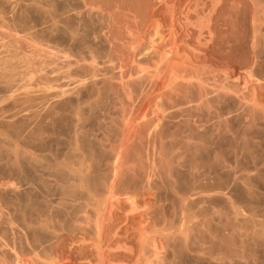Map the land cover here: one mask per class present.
I'll use <instances>...</instances> for the list:
<instances>
[{
    "label": "rangeland",
    "instance_id": "1",
    "mask_svg": "<svg viewBox=\"0 0 264 264\" xmlns=\"http://www.w3.org/2000/svg\"><path fill=\"white\" fill-rule=\"evenodd\" d=\"M2 1L5 3V5L2 3ZM2 1L0 0V7L2 6L1 4H3L5 6V8L3 6L1 7L3 10L8 8L9 5L10 8L13 7V5L15 6L11 8L14 10V13L10 8L7 10V12L3 11L4 14L7 13V15H4L3 12H1L2 10L0 11L2 15L5 16H0L1 42L11 44L13 46L15 45L14 47H25V49L22 48L23 51L20 49V51L23 53L25 51L29 53L36 49L34 53L37 57L34 59V61L37 63L40 62L42 70L40 69V64L37 65V63H34L35 68L38 66V70H40V72L38 71V73L33 76L38 79L41 71H43L42 75L45 73V75L48 74V76H45L47 81L43 80L46 81V85L43 83V81L40 83L37 82L35 89H52V87L53 89H60L59 87H61L62 82L65 84L67 81V78L63 76L66 71H62L61 73V69L64 66L63 70H68V67L66 68L64 63L62 66L61 63L63 62V58L66 57V52H68L67 49H69L67 48L68 46L64 36L66 31V26L64 25L66 17L64 2H62V0H56L54 2L47 0L48 4L46 3V6V4H42L46 0H42V3L39 0H24L25 3H22L23 1L21 2V0H18L20 1L19 3L26 4L24 6L26 8L25 9L22 4H18L17 0H13V3H11L10 0V3L8 0ZM6 1L8 2V5ZM14 1H16V3H14ZM38 1L41 3V6L44 5L47 8L42 7L45 8V10H42ZM28 2L29 5L27 4ZM77 2L75 0L72 3V8L83 6L82 0H77ZM211 2L215 3L216 0H211ZM126 3L127 4L125 6L124 12H120L121 16H123L120 18V20L118 18L119 11H117L116 8L112 9L118 14L117 15L116 12L115 15L112 14L117 20H114L113 22L111 20L108 22L109 25L104 29V31L98 28L94 17H90V19L89 16H86V18L84 17L85 20H83L84 18L82 19L84 22L83 24L81 23L82 20L78 21V23H74L75 27H73L75 30L80 27L77 29V31H80H78L79 37L85 35L84 37H81L79 40H77L76 45L78 49L80 46L81 48L83 47L82 50L81 48L80 50L82 53H85H83L85 58L83 57L84 60L82 61L72 57L73 59L77 60H74V64L72 65L73 69L75 65L77 63L78 64L75 68L77 72H74L72 69L71 73L74 74L73 77L77 79L80 78L77 75H82L80 78L81 80H87V78L91 79L93 76H97L98 74L99 77L97 76L96 78L100 79L98 80L99 85L97 86L101 88L104 83L105 87H102V89H104L102 90L104 96H102L103 98L99 100L100 102L96 101L95 97H93L95 99L91 98L94 103L90 102L91 99L86 100L85 97L87 96L88 92L86 91L87 89H84L82 92L83 95L81 96V98H84V100L81 99L82 104L80 101L78 102L76 98H73V100H71L73 102H69L70 104L67 105H55V101L54 104L53 101H50V105L48 104V108L49 106V109L55 108L56 112L59 109V106H61L59 110H61L62 107L63 109L61 113L58 110V115H56L55 111H53L54 109H52L51 115L54 116L53 112L55 113L53 121L51 122V116L48 117L46 121V125H50L47 126L48 128L45 126V131L49 133L47 134L45 132V134L48 135L46 136V140L48 143V139L50 137V142L47 144L45 152H50L47 154H42L50 156L51 159L48 160L47 156L45 157L44 155V159L41 164H48L47 167L49 166L48 169H50V166H55H53V163L59 164L61 162H65L67 159L68 165L70 163L69 168H64V170H61V168L59 169L57 167L58 165L56 164L58 169L55 168L52 173L53 175L57 174V178L59 175V178L56 179L54 178L55 176H51V173L48 175L49 172H52V169L47 170L45 168V170L42 168L41 170L40 167H35L33 164H27L28 161H24L25 158H23V160L21 158V160L16 158V163L21 165H15L14 158H12L13 162L10 161L11 158L10 160H6L9 159L10 156L7 157L3 151H0V154L2 155L0 157L4 158H0V198H3V200L5 197V200L7 198H16V200L14 199L15 201H13L16 203H18L17 201H19V203L25 202V204H23L24 206H26V204L29 205L36 202L34 205L39 210L43 206L44 202L54 201L56 203V201L62 196L63 198L66 196L65 199H67V197L70 198L68 201L70 200L71 202L69 201L68 203L73 204V207L69 210V217L66 220L67 223H65V225L68 224L67 227L65 226L67 231L63 232L61 237L49 234L48 236L50 243L48 242L47 244H49L50 247H128L132 255L131 264H264V236L260 235L261 233L254 234L256 231H261L264 233V0H220L218 8H216L215 11H213L215 7L213 9L212 4L210 7L212 9L210 14L211 41L209 40L206 45L203 42L198 43L196 40V35L193 33V29L194 31L198 30V26L196 24L197 15L195 12L193 13L191 11V20L194 25L191 29L192 33L187 37L185 36L184 31L179 24L182 18L178 14L179 12L186 14L187 10L183 9L176 12H168L167 9H163L162 16L165 18V24L170 23L173 18V25L175 24L176 30L179 31L176 45L178 53L171 60L162 61L161 64H159L157 70L154 68L150 71L146 69L147 67L143 60L144 53H142L141 50L139 51L138 48L134 49L135 45L138 46L139 43L131 44L126 31V29L129 28V25L130 27L132 25L134 27L135 25H139L141 22L140 16L143 6L141 5V2L139 4V0H127ZM179 3H181V0L169 1L170 6ZM35 4L40 6V8L35 6ZM142 4H144V0L142 1ZM17 5H19L20 8ZM136 6H138V9ZM17 7L19 9L23 7L22 10L25 9L24 12H20ZM32 7H35V11L38 12L36 15H34L35 11L32 9ZM62 7L64 8L62 9ZM36 8L38 10H36ZM48 8H53V11H51V9L48 11ZM248 8L250 9V15L248 17L250 31L247 34L244 29L243 18ZM139 9H141V11ZM202 9L203 8L201 4L196 8V11L199 12L200 16L203 12ZM15 10L18 11L15 13ZM49 12L51 14H49ZM11 14L14 16L12 15L11 17ZM49 15H52L53 17ZM25 16H27V18H25ZM21 17L22 20L24 18L26 20H23L25 22L24 25L22 24L23 21H21ZM2 18L4 19V22H2ZM19 21L22 23L20 24ZM54 22L55 24H53ZM31 23L32 26H28ZM33 25L36 26V28ZM55 25H57V28ZM25 26H27V29ZM28 27H30V30H28ZM37 27L38 31H36ZM54 27L55 29H53ZM42 29H44V31ZM52 29L54 32H52ZM48 30L51 32L49 33ZM55 30L58 31V33ZM35 32L37 33V36L39 35V37L33 36L36 35ZM162 32L166 38H164L162 41L158 40V42H161L163 48L166 49L169 48L171 44H173L171 38L167 37V35L170 33L169 26H166ZM31 33H33V37L30 36ZM40 34H42V36ZM50 34H52V37H50ZM46 39L48 40L46 41ZM53 40L54 42H52ZM26 43L29 44L27 45L28 47L26 46ZM130 44L133 46L131 47ZM36 45L39 47L35 48ZM48 45H52V47L50 48ZM45 46L47 48H44ZM19 47L16 49L19 50ZM244 47H246V53L250 58V62L246 65H243L235 58H238V51ZM31 48L33 49L31 50ZM40 48H44V50L46 49L45 51H47L49 48L48 53L45 52V54L43 52L44 54L39 55L40 57H38V53L36 52L37 50L40 52ZM206 48L209 49V51L206 50ZM50 49L53 51L51 52ZM6 50L7 49H5V51ZM89 51L91 54H89ZM206 51H208L210 54ZM41 53L42 52H40V54ZM101 53H103L102 56ZM50 54H52V59H56L57 57V59L62 62H57L56 59V66L54 60L51 62L52 59H49L51 58ZM46 55H49L47 58L50 61L44 59L46 58ZM59 55L61 57H59ZM89 55L90 57H93V59L91 58L92 64L90 63V57H88ZM96 55L97 57L99 56L98 59L94 58ZM86 57L89 59H86ZM42 60L47 61H44L43 63ZM94 61H97L98 65L97 63L95 65ZM85 62L87 64L86 66L84 65ZM42 63L45 64L44 68H42ZM79 63L83 64L79 65ZM88 64L90 65L88 66ZM46 65L47 68L49 67V69L55 65L56 69L53 68V72H51V70L48 71V69L45 68ZM78 65L81 67L79 68ZM58 66L62 67L57 70ZM95 67H97V69ZM84 68L85 70L90 71L93 76L87 71H84ZM93 69H96L95 72L97 74H93ZM46 71H48V73ZM78 71H80L81 74L80 72L78 74ZM83 71L84 73H82ZM85 73L86 75L83 76ZM51 75H53V77ZM103 75H105L106 78ZM50 76L53 79L50 78ZM48 77L51 82L54 80L55 81L50 84ZM145 81H147L150 86L160 84V90L158 92L151 93L149 90L150 86H147ZM41 83L43 84L41 85ZM38 85L41 86V88ZM1 87L3 88L4 86L0 85V98L4 95V89ZM125 91L127 92V95L125 94ZM121 95L122 97H120ZM124 95H126L127 98ZM74 100H77L76 102L80 103V105L77 104L79 105L78 108H82L81 110L84 109L83 112L85 111L84 113H81L84 115L81 116L83 119L81 118L80 121V126L82 128L79 126L78 129L81 135H79V132H76L74 128L76 120L75 110L77 109V106L75 105L76 102ZM86 101L91 105L89 103L86 104ZM51 103L53 105H51ZM121 103H123V105ZM83 104H86L87 106H83ZM64 105L67 110H72H70L71 113L70 111H66V109H64ZM69 105L71 107L73 105V107L71 108ZM157 105L165 109L167 111L166 114L168 115V118H164V121L161 122V124L163 122L165 124L163 123V125L160 126V129L163 126V128L166 130H164L166 137L164 136V139L162 138L163 141L165 140V142L161 141L165 145L163 143L160 144L159 140H157L159 141L157 144V141H153L151 137L146 138L147 140L144 139V146L142 144V147H144L146 151L147 148H151L149 149L151 150L149 151V157V152L141 150L142 147L139 146V143H142L140 141L141 137H139L141 135L140 132L145 128L143 125L140 126V123L143 124L145 120L150 118H158L160 113L158 112ZM49 111L51 112V110ZM171 112H175V114H172L175 115V117H171ZM72 113H74V115ZM61 115H65L67 117L65 118L64 116V118H62ZM72 115L75 118H73ZM125 115H127V118L130 119L133 124L130 134L135 135H133L134 138L131 135L129 136V139H133H130V142L128 141L127 147L129 148V144L131 145L130 147H132V144H135L136 142L138 143L140 141L138 144L136 143V145L133 146L141 147L140 151H145L146 153L144 154V152H139V156L137 153H134V156H132L133 152H129L128 156L130 159H133L135 155L137 156L135 159H133L134 161L128 159V162L125 158L127 153H123V156H121L119 159V163H116V157L114 156L116 155L114 154L116 152L113 146L116 144V142L118 144L119 139H121L120 137L122 135L119 137V134H122V129L124 127L122 126V119ZM58 116H61V118L59 119ZM70 117H72V119ZM57 119L60 120L59 123L57 122ZM64 119L67 122L71 121L68 123L69 125ZM113 120H115V124L116 121L117 124L119 122V126L113 124ZM103 122L104 124L106 122V126L103 124ZM61 123L64 124V128H62L63 125L61 126ZM107 124H111L109 125L111 127L108 128ZM134 124L139 126H135ZM105 127H107V131ZM118 127L119 129H117ZM59 128H62V130ZM101 130L104 131L101 132ZM114 130H120V133L118 134L115 131L116 134H114ZM176 131L177 133H175ZM73 132H76L79 136ZM108 132L112 133H109L108 135ZM168 133H171L172 136ZM75 135H77L76 138H74ZM114 135H116V139L118 140L115 142V144L113 143L115 141ZM101 138L102 141H100ZM74 139H76V142L77 139L79 140L78 143H75L77 147L81 146V148H77L79 149L78 151L80 152V149H82L81 154L78 153L79 155H77V151L72 152L74 145L71 144L72 140L74 144ZM145 140L147 141L146 143H144ZM69 145L71 146L69 147ZM161 146L167 150H171L173 147L172 151L169 152H173V158L176 157L174 158V160H176L174 162L175 165L178 163L182 164V167H180L182 172H186V176L188 175L187 177H191V179H193L191 183L193 184L194 189L191 190L189 194H191V197H193L201 193L199 195L200 197L197 196V198H194L191 201L187 200L186 198H188L189 195H182L180 191L177 189L174 190L175 188H173L170 183L167 182L168 178L163 175L165 173H161V171H163L161 169L162 165H160L162 162L160 159L163 157L162 155L160 156L163 150ZM53 147L58 148L54 149ZM132 150L133 149H129V151ZM153 150L156 151L155 154ZM63 151L67 153V155L64 154L66 155L65 157L63 155ZM2 153H4V156L7 158L3 157ZM141 153L142 157H140ZM175 153L177 156H179L177 157ZM112 154H114V159H112V156L109 157ZM99 156H101L100 159ZM122 157L124 161H122ZM138 157L141 159L143 158V161L140 158L138 159ZM147 157L149 158L146 159ZM80 158H82V160L84 159L83 162L82 160L80 161ZM177 158L179 162L177 161ZM52 159L54 162L51 161ZM136 159L139 160V165L137 164L138 160L135 161ZM67 161L65 163H67ZM73 161L77 163V167H74L76 166V163ZM121 161L122 163L125 162L124 166L121 164ZM129 161L135 162L136 164H130ZM140 161H142L141 165ZM82 163L85 165L81 166ZM22 164H24L25 167L27 164L28 167L23 168ZM70 167L72 170L82 167L81 170L83 175L88 177L89 181H91L89 182L90 187L92 188L94 185V188H88V190L84 189V191L81 189L79 190V193L77 190V193H75L76 195L72 194V196L74 195V198L69 195L68 189L65 190L63 187H59L65 185L64 187L68 188L70 187L71 183H73L72 180H75V176H73L74 179H71V176L73 175H71V172L68 174ZM113 167L115 168L112 170ZM116 167H118V169ZM110 168L111 172H109ZM35 169H37V172ZM65 169L67 171H65ZM38 170L40 172H44L41 174L38 172ZM55 170L60 172L56 173ZM120 170L121 177L123 172L128 176H133L132 178H135L134 176L140 174L137 175L139 178L136 176L137 178L135 179H141L140 181L145 182V184H142L143 186H139L142 188H136V186H133V188L132 186H126L129 187L126 189L128 193L125 191L120 192L119 189L122 188L118 189V194L116 196L118 199H114L117 209L114 211L113 219H108L109 222L106 220L104 221L103 227L105 229L103 228L101 231V237V234L97 232L98 229L96 228L98 225L100 226V218H97L100 216V213H98V210H96L98 208V204L94 203L92 199H98L96 193L98 192L99 187L97 188V186L104 180H107L109 177H111L114 174V171H117L118 173ZM62 172H65V176L62 175ZM108 174L109 177L107 178ZM120 175L118 178H121ZM161 175H163L164 178ZM46 177L48 180H50L49 182ZM61 177L63 179L65 177L64 180L67 182L69 180L70 185L69 183L66 185V182ZM98 179L102 180H99L98 182ZM61 180H63L65 183ZM95 186L97 190L95 189ZM125 188L123 189L125 190ZM70 190L71 189H69V191ZM129 190H132V193ZM135 191H138V193ZM90 192H93L94 196L97 198L93 195L91 197ZM83 194L87 196L90 195L91 198H86V196L84 197ZM20 196L23 197V199L25 198L24 200H27L28 203L24 200L21 201V199L18 200ZM202 196L205 197L203 198ZM76 197H78V201L76 200ZM80 197L81 202L79 201ZM27 198L31 201H29ZM77 202L81 204L79 205ZM84 202L87 203L84 204ZM130 204H133V209L132 207L130 208ZM81 205L83 206L84 210H82ZM233 206L238 208L237 216L233 214ZM17 208H15V206L9 205L8 208L4 209V212L16 214L20 209L19 207ZM42 208L45 210L44 206ZM55 212H57V210H54L51 214L53 216L58 215V212L56 215ZM96 220L97 222L99 221L97 226ZM144 231L147 234L149 233L151 237L157 239L159 243L158 258L151 256L150 246L148 244L146 245V241L144 240L145 238L143 237ZM31 234L33 245L37 244L38 247H46L45 245L40 244L38 241L36 242L37 237L35 239V234ZM98 235H100L101 238H99ZM97 237L103 243L100 242ZM203 242L205 245L200 246V244ZM49 245L47 247H49ZM142 247H145V251L140 253Z\"/></svg>",
    "mask_w": 264,
    "mask_h": 264
},
{
    "label": "bare ground",
    "instance_id": "2",
    "mask_svg": "<svg viewBox=\"0 0 264 264\" xmlns=\"http://www.w3.org/2000/svg\"><path fill=\"white\" fill-rule=\"evenodd\" d=\"M2 1V0H1ZM11 1V3H13L12 1L13 0H10ZM10 1L8 0V2L10 3ZM23 1V2H22ZM28 1V0H27ZM26 1V2H27ZM35 1V0H34ZM39 1H41V3H42V0H39ZM38 1V2H39ZM44 1V0H43ZM47 1V0H46ZM44 2V3H42V4H48V1L47 2ZM49 1H56V0H49ZM58 1V0H57ZM75 1V0H74ZM73 0H62V2H64V4H65V26H66V31H65V41H66V43H67V48H69V49H67L68 50V52H66V57H64L63 58V62L61 63L60 62V60H58L57 59V57H56V59H57V62H60L61 63V65L64 63V65H66V68L68 69V70H63V68H64V66L62 67V66H58L57 67V70L60 68V67H62V69H61V73H62V71L63 72H65V74L63 75L65 78H67V81L66 80H63V81H66L65 82V84H63V82H62V85H61V87H59L60 89H53V87H52V89L51 88H49V89H46V88H44L45 87V85H46V81H47V79H45L46 77L45 76H48V74L47 75H45V73H43L44 75H42V72L43 71H41V74H39L40 76H38V75H36V76H38V79H36V77H34L33 75H35L36 73H38V71L40 72V70H38V64H40V60L38 61L39 63H37V62H35L34 61V59L37 57L36 56V54L34 53L35 51H36V49L34 50V51H31L33 48H31V52H26L25 50V52L23 53V52H21L20 51V49L22 50V46H18L19 47V50H17L16 48H18V47H14L13 45H11V44H7V43H3V42H1V39H0V85H2V86H4L2 89H4V95L0 98V151H3L5 154H6V156L8 157V156H10L9 157V159H6L7 157L6 156H4L5 154L4 153H2L3 154V157H6L5 159L6 160H10V158H11V162H13L12 161V158H14V160H15V162H14V164L15 165H21V164H17L16 162H17V159H19V160H23V158H25V160L24 161H28L27 162V164H33L35 167L37 166V167H40L41 168V170H42V168H46L47 170H51L52 172H49V171H46V172H49L48 173V175H50V173H51V176H55L54 178H56V179H58L59 178V175H58V178L56 177L57 176V174L56 175H53L52 173H53V170L55 169V168H61V170H64V168H66V169H68L69 168V165H70V163H69V165H68V161H67V159L65 160V162L67 161V163H65V162H61V163H53V166L54 167H52V166H50V169H48L49 168V166L47 167V165L46 164H41L42 162H43V159H44V155L45 154H42V153H46L45 152V150H46V147H47V144L50 142V137H49V139H48V143H47V140H46V136H48V135H46L45 134V130H46V128H48L47 126H50L49 124H47L46 125V121H47V119H48V117H52V120H51V122L53 121V117L55 116V113H56V115H58L59 114V111H60V113H61V111H62V109H63V107L61 108V110H59L60 109V107L61 106H59V111L57 110V112L55 111V108H51V109H49L50 108V106H49V108H48V104L50 105V101H53V104H54V101H55V105H61V104H70L69 102H73V101H71V100H73V98H76L77 100H78V102L80 101V103H81V99H83L84 100V98H81V96L83 95L82 94V92H83V90L85 89H87L86 91L88 92V94H87V96L86 95H84V96H86L85 98H86V100L87 99H95L96 98V101H99L101 98H103L102 96H104V94H103V91L102 90H104V89H102V87H105V85H104V83H103V85L101 86V88L99 87V86H97V85H99V79H97L96 77L98 76L99 77V75L95 72L96 71V69H97V67H95L96 69H93V74H97V76H93L92 74H91V72L90 71H87V70H85V68H84V71H87L88 73H90L93 77L91 78V79H88L87 78V80L85 79V80H81L80 78L82 77V75H77L78 77H80L79 79H77V78H74L73 76H74V74H72L71 73V70L73 69V64H74V60L75 59H77V60H84V58H85V55H83V53H82V48H81V46H80V48H81V50H80V48L78 49L77 47H76V45H77V40H79V38H81V37H84L85 35H83V36H81V37H79V33H78V31H77V29H79V28H77L76 30L74 29V23H78V21H81L84 17L86 18V16H89V19H90V17H94L95 18V20H96V23H97V26H98V28L100 29V30H102V31H104V29L109 25V23L108 22H110L111 20H112V22L114 21V20H117L116 18H115V16H113L112 14H114L115 15V12L112 10V9H115L116 8V10L117 11H119L118 12V14L120 15V17H119V15L117 14V12H116V14L118 15V18H119V20H120V18H122L123 16H121V13L120 12H124V10H125V6H126V4L128 3H126V1L127 0H82L83 1V6H79V7H77V8H72V3L74 2ZM81 1V0H80ZM130 1V0H129ZM132 1V0H131ZM142 1L143 0H139V4H140V2H141V5L143 6V10H142V13H141V16H140V20H141V22L139 23V25L138 26H136L135 25V27L132 25L131 27H130V25H129V28H127L126 29V31H127V36H128V38H129V41H130V43L131 44H138L139 43V45L138 46H136L135 45V47H134V49H139V51L141 50L142 51V53H144V62H145V65H146V69L148 70V71H150V70H152V69H154V68H156V70L158 69V66H159V64H161V62L162 61H165V60H167V61H169V60H171L173 57H175V55L178 53V50H177V47H176V45H177V35L179 34V31H177L176 30V28H175V24L173 25V18H172V20H171V22L170 23H168V24H165V21H164V17L162 16V13H163V9H167L168 10V12L169 11H173V12H176V11H178V10H183V9H185V10H187V13L186 14H183L182 12H179L178 14L180 15V17L182 18L181 19V21L179 22V24L181 25V27H182V29H183V31H184V34H185V36H189L191 33H192V31H191V29H192V26L194 25L193 23H192V16H191V11L194 13H196V15H197V19H196V24H197V26H198V30H195L194 31V29H193V33H195V35H196V40L198 41V43H205V45H206V43L210 40L211 41V39H210V34H211V25H210V22H211V19H210V14H211V11H212V9L210 8L211 7V5L213 6V9H214V7H215V9L213 10V11H215L216 10V8H218V5H219V3H220V0H216V2L215 3H212L211 2V0H181V3H179V4H173L172 6H170V4H169V1L170 0H144V4H142ZM8 2L6 1V3H7V5H8ZM17 2H18V4L20 5V4H22V3H25V1L24 0H21V2L22 3H19L20 1H18L17 0ZM60 2V1H59ZM59 2H58V4H59ZM76 2H77V0H76ZM79 2V1H78ZM77 2V3H78ZM2 3H4L3 1H2ZM14 3H16V1H14ZM30 3H31V1H30ZM32 3H35V2H32ZM40 3V2H39ZM41 3H40V6H41ZM56 3V2H55ZM55 3H54V5H55ZM61 3V2H60ZM136 3V2H135ZM28 5H29V2L27 3ZM47 4H46V6H47ZM57 4V3H56ZM131 4V3H130ZM139 4H138V6H139ZM200 4L202 5V10H203V12H202V15L200 16V14H199V12L198 11H196V8L198 7V6H200ZM4 8H5V3H4V5L3 4H1ZM13 5V4H12ZM19 5H17L19 8H20V6ZM23 5V7L26 5V4H22ZM31 5V4H30ZM49 5H50V3H49ZM62 5H63V3H62ZM78 5V4H77ZM137 5V4H136ZM1 6V7H2ZM15 5H13V7H14ZM32 6H33V4H32ZM35 6H38V5H36L35 4ZM40 6H38L39 8H40ZM52 6V5H51ZM60 6V5H59ZM138 6H136V8L138 9ZM0 7V8H1ZM8 7V6H7ZM13 7H11V8H13ZM17 7V8H18ZM23 7L21 8V9H19V11L21 12H24V10L26 9L25 7V9L24 10H22L23 9ZM31 7V6H30ZM37 7V8H38ZM42 7H45L44 5L43 6H41V8ZM49 7V6H48ZM10 8V5H9V7L8 8H6L5 10H3L2 8L0 9V11L1 12H3V11H5V12H7V10ZM10 8V9H11ZM16 8V7H15ZM35 8V7H34ZM33 7H32V9H34ZM36 8V10H38ZM45 8H47V7H45ZM45 8H42V10L44 9L45 10ZM64 7H62V9H63ZM51 9V8H50ZM50 9L48 8V11H50ZM55 9V8H54ZM12 10V9H11ZM140 11H141V9H139ZM18 11V10H17ZM16 10H15V13L17 12ZM34 11H35V9H34ZM51 11H53V8L51 9ZM58 11V10H57ZM114 13H113V12ZM0 12V13H1ZM11 12V11H10ZM12 12L14 13V10H12ZM33 12V11H32ZM44 12V11H43ZM42 12V13H43ZM47 12V11H46ZM45 12V13H46ZM63 12V11H62ZM138 12V11H137ZM28 13H29V11H28ZM31 13V12H30ZM38 12H36L35 11V14L34 15H36ZM41 13V14H42ZM93 13V14H92ZM139 13V14H140ZM3 14H4V12H3ZM24 14V13H23ZM27 14V13H26ZM40 14V13H39ZM49 14H51L50 12H49ZM56 14V13H55ZM91 14H92V16H91ZM4 15H7V13H5ZM4 15H2V13L0 14V16H4ZM12 15L13 14H11V17H12ZM48 15V14H47ZM53 15V14H52ZM52 15H49V16H52ZM61 15H62V13H61ZM123 15V14H122ZM249 15H250V9L248 8L247 10H246V13H245V15H244V18H243V25H244V29H245V32L248 34L249 33V31H250V27H249V24H248V17H249ZM8 16H10V15H8ZM14 16V15H13ZM28 16V15H27ZM27 16H25V18H27ZM45 16V15H44ZM63 16H64V14H63ZM5 17V16H4ZM3 17V18H4ZM31 17V16H30ZM37 17V16H36ZM53 17V16H52ZM2 18V22H4V19ZM14 18V17H13ZM24 18V17H23ZM25 18L23 19V20H25ZM38 18V17H37ZM43 18H45V17H43ZM47 18H49V17H47ZM55 18V17H54ZM53 18V19H54ZM85 18L83 19V20H85ZM1 19V18H0ZM6 19V18H5ZM40 19V18H39ZM52 19V20H53ZM56 19V18H55ZM58 19V18H57ZM62 19V18H61ZM87 19H88V17H87ZM22 20V17H21V21H23ZM29 20V19H28ZM31 20H33V19H31ZM83 20H82V24L84 23L83 22ZM92 20V19H91ZM94 20V19H93ZM118 20V21H119ZM122 20V19H121ZM21 21H19V23L21 24L22 22ZM26 21V20H25ZM30 21V20H29ZM35 21V20H34ZM33 21V22H34ZM40 21V20H39ZM58 21V20H57ZM32 22V23H33ZM44 22V21H43ZM47 22V21H46ZM53 22V21H52ZM60 22V21H59ZM87 22V21H86ZM115 22H117V21H115ZM24 21H23V25H24ZM32 23L30 24V25H28V26H32ZM48 23V22H47ZM62 23V22H61ZM119 23V22H118ZM19 24V25H20ZM27 24V23H26ZM25 24V25H26ZM29 24V23H28ZM45 24V23H44ZM50 24V23H49ZM53 24H55V22L53 23ZM23 25H22V28H23ZM35 25V24H34ZM33 25V26H34ZM52 25V24H51ZM51 25H50V27H51ZM76 25V24H75ZM21 26V25H20ZM48 26V25H47ZM54 26V25H53ZM56 26V28H57V25H55ZM58 26H59V24H58ZM62 26V25H61ZM74 26V27H73ZM79 26V25H78ZM83 26V25H82ZM85 26V25H84ZM96 26V25H95ZM166 26H169V30H170V33L167 35V37H169V38H171V41L173 42V44H171V46L169 47V48H166V49H164L163 48V46H162V44H161V42H158V40H160V41H162L164 38H166V36H164L162 33V31H163V29L164 28H166ZM27 26H25V28H26ZM35 28H36V26H34ZM34 27H33V29H34ZM38 27H39V25H38ZM38 27H37V30L36 31H38ZM43 27V26H42ZM49 27V26H48ZM127 27H128V25H127ZM29 29L28 30H30V27H28ZM44 28V27H43ZM84 28V27H83ZM27 29V28H26ZM41 29V28H40ZM39 29V30H40ZM53 29H55V27L53 28ZM52 29V32H54V30ZM60 29H62V28H60ZM109 29V28H108ZM43 31H44V29H42ZM46 30V29H45ZM50 30H51V28H50ZM56 30H58V29H56ZM55 30V31H56ZM63 30V29H62ZM34 31V30H33ZM47 31V30H46ZM45 31V32H46ZM49 31V30H48ZM51 31H49V33H50ZM57 33H58V31H56ZM60 32V31H59ZM62 32V31H61ZM80 32V31H79ZM100 32V31H99ZM36 33V32H35ZM40 33V32H39ZM103 33V32H102ZM32 34L33 33H31V35L30 36H32ZM46 34H47V32H46ZM53 34V33H52ZM52 34H50V37H52L51 35ZM63 34V33H62ZM41 36H42V34H40ZM33 36H36V37H39V35L37 36V33H36V35H33ZM32 36V37H33ZM48 36H49V34H48ZM45 37V36H44ZM116 37V36H115ZM59 38V37H58ZM33 39H35V38H33ZM45 39V38H44ZM63 39V38H62ZM43 40V39H42ZM48 39H46V41H47ZM81 40V39H80ZM114 40V39H113ZM56 41V40H55ZM64 41V42H65ZM42 42V41H41ZM41 42H40V44H41ZM52 42H54V40L52 41ZM31 43V42H30ZM48 43H50V42H48ZM63 43V42H62ZM61 43V44H62ZM80 43V42H79ZM84 43V42H83ZM33 44V43H32ZM47 44V43H46ZM59 44V43H58ZM65 44V43H64ZM131 44H130V46H131ZM27 45H29V44H27L26 43V46ZM34 45V44H33ZM32 45V46H33ZM42 45V44H41ZM54 45V44H53ZM66 45V44H65ZM64 45V46H65ZM25 46V45H24ZM31 46V45H30ZM43 46H44V44H43ZM50 48L52 47V45L50 46V45H48ZM63 46V45H62ZM133 46V45H132ZM131 46V47H132ZM12 47V48H11ZM28 47V46H27ZM26 47V48H27ZM37 47H39V46H37L36 45V47L35 48H37ZM14 48V49H13ZM44 48H47L46 46L44 47ZM44 48H40L41 49V51L40 52H42L41 54H40V52H39V50H37V52L36 53H38V57H40L39 55H42V54H44L45 52H47L48 53V50H49V48L47 49V51H45L44 50ZM5 49H7L6 51H5ZM12 49V50H11ZM23 49H25V47L23 48ZM54 49H55V47H54ZM58 49V48H57ZM133 49V48H132ZM43 50V51H42ZM206 50H208L209 51V49H207L206 48ZM20 51V52H19ZM23 51V50H22ZM28 51V50H27ZM50 51H51V49H50ZM50 51H49V53H50ZM53 51V50H52ZM51 51V52H52ZM55 51V50H54ZM59 51V50H58ZM101 51V50H100ZM104 51V50H103ZM203 51V50H202ZM208 51H206V52H208ZM33 52V53H32ZM44 52V53H43ZM60 52V51H59ZM204 52H205V50H204ZM203 52V53H204ZM94 53H96V52H94ZM209 53V52H208ZM238 58L237 57H235L237 60H239L243 65H246V64H248L249 62H250V58H249V56L247 55V53H246V47H244V48H242V49H240L239 51H238ZM46 54V53H45ZM53 54V53H52ZM52 54H50V56L52 55ZM63 54H65V53H63ZM85 54V53H84ZM88 54V53H87ZM89 54H91L90 53V51H89ZM102 54L103 53H101V56H102ZM205 54V53H204ZM210 54V53H209ZM94 55V54H93ZM93 55H91V56H93ZM99 55H100V53H99ZM207 55V54H206ZM35 56V57H34ZM47 56L49 57V55H46L45 57L46 58H44V59H47V60H49V59H52V56H51V58H47ZM56 56V55H55ZM57 56H58V54H57ZM100 56V57H101ZM208 56V55H207ZM43 57V56H42ZM59 57H61L60 55H59ZM72 57H75V59H73ZM84 57V58H83ZM88 57H90V55L88 56ZM96 57H97V55H96ZM96 57H94L95 59H98V57L96 58ZM142 57V56H141ZM53 58H54V56H53ZM91 58L93 59V57H90V63L92 64V60H91ZM43 59V58H42ZM56 59H52L51 60V62L54 60V62H55V60ZM86 59H89V58H87L86 57ZM47 60H42V62L44 63V61L46 62ZM77 60H75V61H77ZM50 61V60H49ZM81 61V62H82ZM238 61V62H239ZM78 62H80V61H78ZM87 62V61H86ZM86 62H85V66L87 65L86 64ZM237 62V63H238ZM34 63L36 64L37 63V68H35V66H34ZM42 63V64H43ZM47 63H50V62H47ZM94 63H95V65H96V63H97V61H94ZM93 63V64H94ZM75 64H76V62H75ZM78 64V63H77ZM76 64V65H77ZM83 64V63H82ZM82 64H80L79 63V65H82ZM102 64V63H101ZM44 65L45 64H43V67L42 68H44ZM53 65V64H52ZM55 65H56V62H55ZM55 65H54V67H50L51 69H49V67L47 68V65L45 66V68H47L48 69V71H50L51 70V72H53L52 70H53V68L54 69H56L55 68ZM59 65V64H58ZM76 65H75V67H74V72L76 71ZM78 65V66H79ZM90 64H88V66H89ZM97 65H98V63H97ZM57 66V65H56ZM85 66H83V67H85ZM92 67H94L93 65H91ZM90 66V67H91ZM81 66H79V68H80ZM99 67V66H98ZM102 68V67H101ZM40 69H41V64H40ZM47 69H45V70H47ZM92 69V68H91ZM42 70V69H41ZM44 70V71H45ZM77 70H78V68H77ZM82 70H83V68H82ZM81 70V71H82ZM88 70H89V68H88ZM48 71H46L47 73H48ZM84 71L82 72V73H84ZM92 71V70H91ZM103 71V70H102ZM60 72V71H59ZM77 72V71H76ZM79 72L80 71H78V74H79ZM95 72V73H94ZM80 74H81V72H80ZM103 74V73H102ZM107 74V73H106ZM105 74V75H106ZM86 75V73L83 75V76H85ZM89 75V74H88ZM105 75H103V76H105ZM108 75V74H107ZM52 77H53V75H51ZM50 76V78H52ZM63 77V78H64ZM91 77V76H90ZM62 78V77H61ZM85 78V77H84ZM83 78V79H84ZM103 78V77H102ZM105 78H106V76H105ZM48 79H49V77H48ZM53 79V78H52ZM43 80H46V81H43ZM50 80V79H49ZM106 80V79H105ZM43 81V83H45V85H44V89H41V90H38V88L37 89H35V86H36V83L37 82H42ZM55 81V80H54ZM53 81V82H54ZM101 81H102V79H101ZM100 81V82H101ZM53 82H51V80H50V84L51 83H53ZM103 82H105V81H103ZM38 83V84H39ZM43 83H41V85L43 84ZM106 83V82H105ZM145 83L147 84V86H150L148 83H147V81H145ZM47 84H48V82H47ZM64 85V86H63ZM39 86V85H38ZM49 86V85H48ZM160 84H155V85H151L150 86V88H149V90H150V92L151 93H155V92H158L159 90H160ZM40 88H41V86H39ZM55 87V86H54ZM39 88V89H40ZM48 88V87H47ZM58 88V87H57ZM62 88V89H61ZM106 90V89H105ZM119 91V90H118ZM124 91V90H123ZM86 92V93H87ZM106 92V91H105ZM120 92V91H119ZM118 94H120V93H118ZM125 94L127 95V92L125 91ZM126 95H124L125 97H126ZM93 97H95V98H93ZM120 97H122V95L120 96ZM127 98V97H126ZM91 99V101L90 102H93V100ZM120 99H122V98H120ZM76 100V101H77ZM75 101V100H74ZM75 101V102H76ZM124 101V100H123ZM122 101V102H123ZM78 102H76V106H77V109L75 110L74 108L76 107H74L73 109L75 110V117H76V120L75 119H73V120H75V126H74V128H75V130H76V132L78 131V129H79V126H80V121H81V116H84V115H82L81 113L83 112V110H81L80 108H78L79 107V105H80V103H78ZM100 102V101H99ZM89 103V102H88ZM87 103V101H86V104H88ZM94 103V102H93ZM52 103H51V105H53ZM77 104H79V105H77ZM82 104V103H81ZM85 104V105H86ZM90 104V103H89ZM122 105H123V103H121ZM74 105V104H73ZM73 105H72V107H73ZM84 104H83V106H85ZM91 105V104H90ZM125 105V104H124ZM70 106V105H69ZM68 106V107H69ZM82 106V105H81ZM87 106V105H86ZM52 107V106H51ZM56 107H58V106H56ZM64 107H65V105H64ZM71 107V106H70ZM69 107V108H70ZM71 107V108H72ZM157 108H158V112L160 113L159 115H158V118H150V119H147V120H145L144 122H143V124L142 123H140L141 125L140 126H144L143 128H144V130H142L140 133H141V135L139 136V137H141V140L139 139V137H138V139L142 142L141 144L139 143V146H141L142 147V144H143V140L144 139H146V138H149V137H151V139L153 140V141H157V140H159L160 141V144H162L163 142H165V140L163 141V139H164V136L166 137V133H165V129L163 128V126L161 127V129H160V126L161 125H163V123L161 124V122L162 121H164V118H168V115L166 114V110L165 109H163L162 107H160V106H158L157 105ZM52 109H54L53 111H55V113L53 112V114H54V116H52L51 115V113H52ZM64 109H66V111H70L71 109H68L67 110V108L65 107ZM49 110H51V112L49 111ZM66 111H64V112H66ZM72 111V110H71ZM71 111H70V113H71ZM85 112V111H84ZM83 112V113H84ZM67 113V112H66ZM65 114V113H64ZM73 115H74V113H72ZM172 114H175V112H171V117L172 116H174L175 117V115H172ZM66 115H68V114H66ZM71 115V114H70ZM72 115V117L73 118H75L74 116ZM62 116V115H61ZM61 116L59 117V119L61 118ZM65 116V115H64ZM64 116H62V118H64ZM67 116H65V118H66ZM72 117H70L71 119H72ZM129 117V116H128ZM173 117V118H174ZM169 118H170V114H169ZM59 119H57L58 121V123H59ZM83 119V118H82ZM175 119V118H174ZM50 120V119H49ZM62 120V119H61ZM65 120V119H64ZM72 120V121H73ZM123 120V125L122 126H124L123 127V129H122V134L120 133V130H114V134H116V133H120L119 134V137L121 138V139H119V142H118V144H117V142L116 141H118L117 139H116V135H114L115 136V139H114V137L112 136V138L115 140L113 143L115 144V142H116V144L113 146V148H114V150H115V152L116 153H114V154H116V155H114V154H112V155H110L109 157H111L112 156V159H114L115 157H116V163H119V159H120V157L121 156H123V153H127L125 156V158H126V160H127V162H128V159L129 160H133V159H135L136 158V156L138 155L139 156V152H144V154L148 151H151V150H149V149H151V148H147V151H146V149H144V147H142V149L141 150H145V151H140V148L141 147H135V146H133V145H136V143L135 144H132V147H135V148H132V147H130L131 145L129 144V148L127 147L128 145V141L130 142V139H133L134 138V136L133 135H131L130 134V132H131V127L133 126V124H132V121H130V119H128L127 118V115H125L124 116V118L122 119ZM172 120V119H171ZM168 121H169V119H168ZM175 121V120H174ZM49 122V121H48ZM47 122V123H48ZM51 122H49V123H51ZM63 122V121H62ZM65 122H67L66 120H65ZM71 121H68L67 122V124L68 123H70ZM74 122V121H73ZM107 122V121H106ZM106 122H105V124H104V122H103V124L106 126ZM109 122V121H108ZM115 122V120H113V124H115L114 123ZM55 123V122H54ZM53 123V124H54ZM64 123V122H63ZM109 123H111V122H109ZM122 123V122H121ZM120 123V124H121ZM138 123V122H137ZM167 123V122H166ZM170 123H173V122H170ZM66 124V123H65ZM73 124V123H72ZM71 124V125H72ZM82 124V123H81ZM139 124V123H138ZM165 124V123H164ZM63 125V127L62 128H64V124H62L61 123V126ZM69 125V124H68ZM108 125V124H107ZM109 125H111V124H109ZM108 125V128L109 127H111V126H109ZM115 125H118L119 126V122H118V124H117V121H116V124ZM135 125V124H134ZM45 126H46V128H45ZM59 126H60V124H59ZM58 126V127H59ZM84 126V125H83ZM102 126V125H101ZM100 126V127H101ZM113 126V125H112ZM135 126H139V125H135ZM66 127V126H65ZM81 127V126H80ZM114 127V126H113ZM121 127V126H120ZM167 127H169V126H167ZM167 127H166V129H167ZM62 128L60 129V130H62ZM68 128V127H67ZM82 128V127H81ZM107 127H105V129H106ZM122 128V127H121ZM58 129V130H59ZM69 129V128H68ZM68 129H66V130H68ZM73 129V128H72ZM101 129V128H100ZM103 129V128H102ZM113 129V128H112ZM112 129H111V131H112ZM117 129H119V127L117 128ZM59 130V131H60ZM74 130V129H73ZM109 130V129H108ZM165 130V131H164ZM82 131V130H81ZM102 131H104V130H101V132ZM106 131H107V129H106ZM115 131H116V133H115ZM168 131V130H167ZM76 132H73V133H75V134H77ZM79 132V135H81V133H80V131H78ZM132 132H134V131H132ZM47 133V132H46ZM62 133H63V131H62ZM104 133V132H103ZM109 133H112V132H108V135H109ZM139 133V134H140ZM173 133V132H172ZM175 133H177V131L175 132ZM47 134H49V133H47ZM168 134H171V133H168ZM167 134V135H168ZM78 135V134H77ZM77 135H75L74 136V138H76V136ZM78 135V136H79ZM105 135V134H104ZM132 136L133 138H130L129 139V136ZM107 136V135H106ZM171 136H172V134H171ZM118 137V136H117ZM169 137V136H168ZM167 137V138H168ZM48 138V137H47ZM103 138V137H102ZM102 138H101V140L100 141H102ZM106 138H109V137H106ZM163 138V139H162ZM78 139H79V137H78ZM77 139V142H76V139H74L75 140V142H74V144H73V140H72V144L71 145H74V149H73V151L72 152H74V151H77V155H79V154H81V150L82 149H80V152L78 151L79 149H77V148H81V146H79V147H77V145H75V143H78V140ZM104 139V138H103ZM112 139V140H113ZM109 140V139H108ZM147 140V139H146ZM145 140V142L144 143H146L147 141ZM150 140V139H149ZM171 140V139H170ZM159 141H157V144L159 143ZM161 141H163V142H161ZM169 141V140H168ZM174 141H177V140H174ZM174 141H173V143H174ZM132 142V141H131ZM166 142H167V140H166ZM69 143H70V141H69ZM103 143V142H102ZM137 143V144H138ZM175 143H177V142H175ZM53 144V143H52ZM103 144H105V143H103ZM148 144V143H147ZM151 144H153V143H151ZM156 144V143H155ZM159 144V145H160ZM164 144V143H163ZM167 144V143H166ZM172 144V143H171ZM51 145V144H50ZM49 145V146H50ZM71 145H69V147L71 146ZM81 145V144H80ZM101 145V144H100ZM146 145V144H145ZM165 145V144H164ZM164 145H163V147H164ZM174 145V144H173ZM178 145V144H177ZM58 146V145H57ZM103 146V145H102ZM143 146H144V144H143ZM150 146V145H149ZM148 146V147H149ZM152 146V145H151ZM167 146V145H166ZM165 146V147H166ZM59 147V146H58ZM58 147H55V148H58ZM107 147V146H106ZM109 147H111V146H109ZM147 147V146H146ZM155 147V146H154ZM162 147V146H161ZM162 147V148H163ZM50 148V147H49ZM49 148H47V149H49ZM54 148V147H53ZM54 148V149H55ZM61 148V147H60ZM59 148V149H60ZM73 148V147H72ZM84 148V147H83ZM112 148V147H111ZM167 148V147H166ZM177 148V147H176ZM69 149H71V148H69ZM68 149V150H69ZM77 149V150H76ZM129 149L131 150V149H133L132 151H129ZM153 149V148H152ZM156 149H157V146H156ZM155 149V150H156ZM161 149V148H160ZM172 149H173V147L171 148V150L169 149V150H167V149H164L163 148V150H162V152H161V154H160V150L158 151L159 152V154H160V156L162 155L163 157H161L162 159H160V157H159V159L162 161L161 163H160V165H162V167H161V169L164 171H161V173H165V174H163V175H165L168 179V181L167 182H169L170 183V185L173 187V188H175L174 190H178V191H180V193H182V195H184V196H188L189 195V197L188 198H186L187 200H193L194 198H197V196L198 197H200L199 195L201 194V193H199V195H195V196H193V197H191V194H189L190 192H191V190H193L194 188H193V184L191 183L192 181H193V179H191V177H187L186 176V172L184 173V171L182 172V170H181V168L180 167H182L181 165L182 164H180V163H178L177 165H175V161L176 160H174V158H176V157H174L173 158V152H169V151H172ZM50 150V149H49ZM64 151H65V149H64ZM63 151V155L64 154H66L67 155V153H68V151L66 150V152L67 153H65ZM154 151V150H153ZM50 152V151H49ZM48 151H47V153H49ZM56 152V151H55ZM58 152V151H57ZM114 152V151H113ZM129 152L130 153H132L133 152V154H132V156H134V153L136 154L137 153V155H135V157H133V159H130L129 158ZM155 152L156 151H154V154H155ZM157 152V153H158ZM46 153V154H47ZM60 153V152H59ZM79 153V154H78ZM86 153V152H85ZM111 153H112V151H111ZM142 153L140 154V157H142L141 155H142ZM61 154V153H60ZM103 154V153H102ZM150 152L148 153V156L150 157ZM66 155H64V157L66 156ZM69 155V154H68ZM73 155V154H72ZM87 155H88V153H87ZM113 155L115 156L114 158H113ZM152 155V154H151ZM157 155V154H156ZM155 155V156H156ZM175 155H176V153H175ZM174 155V156H175ZM0 156H2L1 154H0ZM12 156V157H11ZM47 155H45V157H46ZM53 156V155H52ZM60 156V155H59ZM83 156V155H82ZM85 156H86V154H85ZM128 156V157H127ZM145 156V155H144ZM143 156V157H144ZM147 156V155H146ZM154 156V157H155ZM177 156V155H176ZM179 156V155H178ZM177 156V157H178ZM61 157V156H60ZM63 157V156H62ZM75 157V156H74ZM89 157V156H88ZM100 157L101 156H99V159H100ZM140 157H138V159L140 158ZM149 157H147L146 159H148ZM153 157V158H154ZM181 157V156H180ZM0 158H2V157H0ZM17 158V159H16ZM21 158V159H20ZM47 158H48V160L49 159H51L50 158V156H47ZM67 158H69V157H67ZM73 158V157H72ZM77 158V157H76ZM124 158V159H125ZM158 158V157H157ZM2 159H4V158H2ZM62 159H64V158H62ZM103 159V158H102ZM138 159H136L135 161H137ZM141 159V158H140ZM45 160H47V159H45ZM47 160V161H48ZM70 160H72V159H70ZM78 160H79V158H78ZM77 160V161H78ZM82 160V158H80V161ZM84 160V159H83ZM83 160H82V162H83ZM111 160V159H110ZM142 161H143V158L141 159ZM181 160V159H180ZM52 162H54L53 161V159L51 160ZM57 161V160H56ZM59 161V160H58ZM64 161V160H63ZM122 161H124L123 160V157H122ZM122 161H121V164L124 166L125 165V162L124 163H122ZM134 161V160H133ZM142 161H140L141 163H140V165L142 164ZM177 161H178V158H177ZM19 162V161H18ZM23 162V161H22ZM46 162V161H45ZM50 162V161H49ZM49 162H47V163H49ZM70 162V161H69ZM72 162V161H71ZM73 162H75V161H73ZM130 162V164H136L135 162H132V161H129ZM138 162H139V160L137 161V164H138ZM179 162V161H178ZM181 162V161H180ZM24 163V162H23ZM76 163V162H75ZM86 163V162H85ZM25 164V163H24ZM24 164H22L23 166V168H26V167H28L27 166V164H26V167L24 166ZM56 164L58 165L57 167H56ZM113 164V163H112ZM128 164V163H127ZM50 165H51V163H50ZM76 166H74V167H77V163L75 164ZM79 165V164H78ZM85 164L84 163H82L81 164V166H84ZM114 165V164H113ZM119 165V164H118ZM139 165V164H138ZM116 166V165H115ZM20 167V166H19ZM120 167V166H119ZM32 168V167H31ZM57 168V169H58ZM73 168V167H72ZM115 167H113L112 168V170L114 169ZM117 169H118V167H116ZM123 168V167H122ZM185 168V167H184ZM33 169V168H32ZM39 169V168H38ZM45 169V170H46ZM56 169V170H57ZM65 169V171H67ZM82 167L80 168V167H78L77 169H74V170H72L71 169V167H70V171H69V173L68 174H70V172H71V179H74V177L73 176H75V180L73 181L72 180V182L73 183H71V185H70V183H69V177H68V182L67 181H65L64 179H65V177H64V181L66 182V185L69 183V185H70V187H68V188H65L64 186L65 185H63V184H61V185H63V186H59V187H63L65 190H67L68 189V193H69V195L70 196H72V194H75V193H77L76 191L78 190V193L80 192L79 190H81V189H83L82 191H84V189H87L88 190V188H91L90 187V185H89V182H91V181H89V179H88V177L87 176H84L83 175V172H82ZM183 169V168H182ZM36 170V172H37V169H35ZM55 170V171H56ZM185 170V169H184ZM118 171V170H117ZM117 171L115 172L114 171V174L111 176V177H109V174L107 175V180H104V179H106V178H104L103 180V182H101L98 186H97V188L99 187V188H101V189H99L98 188V192L96 193L97 194V197H98V199H96V200H94V199H92L93 201H94V203H97L98 204V208L96 209V210H98V213H100L99 215V217H97L98 219H99V221H100V223H99V221L97 222V220H96V226L98 225V223L100 224V226L98 225L96 228L98 229V233H100L101 234V237H102V233H101V231L103 230V226H104V221L106 220L107 222H109L108 221V219L109 220H111V219H113V214H114V211L117 209L116 207V205H115V203H114V199L116 198V199H118L116 196H117V194H118V189L119 188H122V189H119V191L120 192H122V191H125L126 193H128L127 192V188H129V187H126V186H132V188H133V186L135 187L136 186V188H142V187H139V186H143L144 184H145V182H141L140 180H136L135 178H137L138 176L137 175H140V174H137L136 176H134L135 178H132L130 175L128 176V175H126L124 172H123V175H122V177H121V170L117 173ZM188 171V170H187ZM38 172L39 173H43V172H40L39 170H38ZM57 172H60V171H56V173ZM109 172H111V168L109 169ZM63 173V172H62ZM65 173V172H64ZM62 174L63 176H65V174ZM112 173H113V171H112ZM111 173V174H112ZM45 174V173H44ZM60 174V173H59ZM67 174V173H66ZM188 174V173H187ZM47 175V176H48ZM85 175H87V174H85ZM120 175V177L121 178H118V176ZM125 175V176H124ZM163 175H161L162 177H163ZM44 176V175H43ZM67 176V175H66ZM49 177V176H48ZM73 177V178H72ZM166 177H165V179H166ZM139 178V177H138ZM142 178V177H141ZM164 178V177H163ZM46 179H47V177H46ZM50 179V178H49ZM144 179H146V178H144ZM48 180V179H47ZM53 180H55V179H53ZM63 180H61L62 182H64ZM99 180H102V179H98V182H99ZM143 180V179H142ZM50 180H48V182H49ZM58 181V180H57ZM165 181V180H164ZM53 182V181H52ZM62 182H60V183H62ZM64 182V183H65ZM71 182V181H70ZM195 182V181H194ZM193 182V183H194ZM54 183V182H53ZM56 183H58V182H56ZM96 183H97V181H96ZM49 184H51V183H49ZM143 184V185H142ZM52 185V184H51ZM56 186H57V184H56ZM55 186V187H56ZM126 187V188H125ZM63 188H62V190H63ZM92 188H94V185L92 186ZM91 188V189H92ZM97 188H96V186H95V189L97 190ZM123 188H125V190L123 189ZM192 188V189H191ZM69 189H71L70 191H69ZM87 190H85V191H87ZM133 190V189H132ZM132 190H129L130 192L132 191ZM140 190V189H139ZM64 191V190H63ZM90 191V190H89ZM93 191V190H92ZM95 191V190H94ZM124 192V193H125ZM129 192V193H130ZM135 192H137L138 193V191H135ZM64 193H65V191H64ZM91 193V192H90ZM132 193V192H131ZM130 193V194H131ZM67 194V193H66ZM80 194H82V193H80ZM86 194V193H85ZM88 194V193H87ZM198 194V193H197ZM76 195V194H75ZM84 195V194H83ZM83 195H82V198H83ZM92 195L94 196V194H93V192L91 193V197H92ZM123 195H125V194H123ZM68 196V195H67ZM77 196H78V194H77ZM81 196V195H80ZM86 196V198L87 197H90V195L89 196H87V195H84V197ZM5 197V196H4ZM66 197V196H65ZM65 197L63 198V196L60 198V199H58L57 201H56V203L54 202V201H48V200H46V201H48V202H44V204H43V206L45 207V210L42 208V210H41V208H40V210L39 209H37L36 207H35V203L34 204H26V206H24L23 204H25V202L23 203V202H20L19 203V201H17L18 203H16V202H14L15 200H16V198H7L6 200H5V198H4V200H3V198L1 199L0 198V264H131V261H132V255H131V253H130V249L128 248V247H99L98 245V247H50V245L49 244H47L48 242L50 243V239H49V234H52V235H55V236H57V237H61V234H63V232H65V231H67L65 228L67 227V225H65V223H67L66 222V220H67V218L69 217V215H68V213H70L69 212V210L73 207L72 205L73 204H69L68 202L70 201H68V199H70V198H68L67 197V199H65ZM72 197H74V195L72 196ZM90 197V198H91ZM94 197H96V196H94ZM93 197V198H94ZM96 197V198H97ZM203 197V196H202ZM201 197V198H202ZM205 197V196H204ZM203 197V198H204ZM207 197V196H206ZM32 198V197H31ZM30 198V199H31ZM75 198V197H74ZM77 199V201H78V197H76ZM85 198V199H86ZM15 199V200H14ZM19 199H21V201L22 200H24L23 199V197H21L20 196V198H18V200ZM28 199V198H27ZM34 199V198H33ZM185 199V200H186ZM14 200V201H13ZM29 200V199H28ZM73 200V199H72ZM24 201H26L27 203H28V201L27 200H24ZM29 201H31V200H29ZM35 201V200H34ZM80 202H81V197H80V200H79ZM83 201V200H82ZM86 201V200H85ZM90 201V200H89ZM96 201V202H95ZM71 202V201H70ZM87 202H88V199H87ZM86 202V203H87ZM30 203V202H29ZM31 203H33V202H31ZM42 203V202H41ZM73 203V202H72ZM85 202H84V204H86ZM19 204V205H18ZM77 204H81V203H78L77 202ZM83 204V205H84ZM88 204H89V202H88ZM87 204V205H88ZM118 204V203H117ZM9 205H11V206H15V208H17V207H19L20 209H19V211L16 213V214H10L9 212L7 213V212H4L5 210V208H8V206ZM42 205V204H41ZM95 205V204H94ZM17 206V207H16ZM75 206V205H74ZM82 206V205H81ZM80 206V207H81ZM85 206V205H84ZM133 206V204H130V208ZM39 207V206H38ZM77 207V206H76ZM86 207V206H85ZM84 207V208H85ZM78 208V207H77ZM18 209V208H17ZM17 209H16V211H17ZM80 209V208H79ZM132 209H133V207H132ZM54 210H57V212H58V215H56V213L57 212H55V215L56 216H53L51 213H53V211ZM82 210H84L83 209V206H82ZM232 211H233V214L235 215V216H237L238 215V208L236 207V206H233V208H232ZM98 215V214H97ZM107 224V223H106ZM105 224V225H106ZM66 226V227H65ZM107 226V225H106ZM105 229V228H104ZM31 233H34L35 234V239H36V237H37V239H36V242L38 241L40 244H43V245H45L46 247H38L37 246V244H34L33 245V240L31 239ZM104 233V232H103ZM144 233V235H143V237L145 238L144 240L146 241L145 243H146V245L148 244L149 246H150V251H151V256L152 257H155V258H158V255H159V253H158V251H159V243H158V241H157V239H155L154 237H151L150 235H149V233L147 234L145 231L143 232ZM261 233V234H260ZM95 234H96V232H95ZM254 234H260V235H262V236H264V233L263 232H261V231H256V232H254ZM104 235V234H103ZM98 237L99 238H101L100 237V235H98ZM97 237V238H98ZM98 238V239H99ZM34 239V240H35ZM100 240V239H99ZM99 240H98V242H99ZM104 240V239H103ZM204 240V239H203ZM205 241V240H204ZM100 242H102L101 240H100ZM200 242H202V241H200ZM103 243V242H102ZM99 244V243H98ZM49 245V247H47ZM203 245H205V243L203 242V243H201L200 244V246H203ZM42 246V245H41ZM100 246H101V244H100ZM103 246V245H102ZM109 246V245H108ZM193 247V246H192ZM145 251V247H142L141 248V250H140V253H143ZM138 255V254H137Z\"/></svg>",
    "mask_w": 264,
    "mask_h": 264
}]
</instances>
